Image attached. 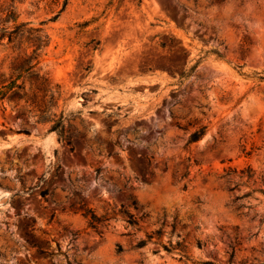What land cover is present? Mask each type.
<instances>
[{
  "label": "rangeland",
  "instance_id": "374dc122",
  "mask_svg": "<svg viewBox=\"0 0 264 264\" xmlns=\"http://www.w3.org/2000/svg\"><path fill=\"white\" fill-rule=\"evenodd\" d=\"M64 1L15 4L49 43L0 85V264H264V0Z\"/></svg>",
  "mask_w": 264,
  "mask_h": 264
},
{
  "label": "trees",
  "instance_id": "16d2710c",
  "mask_svg": "<svg viewBox=\"0 0 264 264\" xmlns=\"http://www.w3.org/2000/svg\"><path fill=\"white\" fill-rule=\"evenodd\" d=\"M0 0V25L3 27L0 29V40L5 39L7 36L8 43L12 44L16 42L17 40L23 41L26 39V41L30 44V46H34L33 53L28 55L27 53H24L20 57L16 59L15 63H18L17 66L13 67V74L9 80L0 81V85H2V88H6L8 85L7 83L10 81L11 88L10 91L12 94L10 96L5 93L2 97L8 98L10 100H21L22 98H25L27 96L25 91V82L22 84H17V82L22 78H25V75H34L35 77H38V74H34V70L38 65L37 59L39 58L38 51L42 48L46 47L49 43L48 36H45L42 34V30L40 29H26L27 24H17V12H16V2L19 0H9V4L4 5L1 4ZM68 4V0L64 1L63 8L61 11H64ZM9 24L13 25V29L10 30ZM42 84L44 85V90H48L51 92V99L55 100V92L48 89L47 79L44 77H41ZM24 92V93H23ZM8 96V97H7ZM62 120L63 116L57 120L55 126L52 128L54 131L58 130L59 128H62ZM206 127H203L201 129H198L197 131L193 132L189 137V143H196L202 139V137L205 135ZM62 131L60 132V138L62 139ZM248 173V177L251 178L252 170L248 169L246 170ZM245 173V172H242ZM187 176V175H185ZM259 193L264 195V189H258ZM132 200V206L136 209L137 208V201L134 199ZM92 214L91 216V226L93 228H97V225L100 224L102 221V218L97 217L95 214ZM122 214L127 217V223L130 226H137L138 223L134 216L129 213L128 211H122ZM159 234V232H158ZM151 238V236H149ZM145 241H141L138 246H144Z\"/></svg>",
  "mask_w": 264,
  "mask_h": 264
}]
</instances>
